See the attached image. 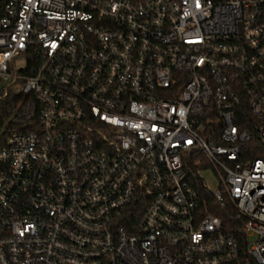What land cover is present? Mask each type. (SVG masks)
Returning a JSON list of instances; mask_svg holds the SVG:
<instances>
[{
	"label": "built area",
	"instance_id": "built-area-1",
	"mask_svg": "<svg viewBox=\"0 0 264 264\" xmlns=\"http://www.w3.org/2000/svg\"><path fill=\"white\" fill-rule=\"evenodd\" d=\"M0 81V264H264V0H0Z\"/></svg>",
	"mask_w": 264,
	"mask_h": 264
},
{
	"label": "trees",
	"instance_id": "trees-1",
	"mask_svg": "<svg viewBox=\"0 0 264 264\" xmlns=\"http://www.w3.org/2000/svg\"><path fill=\"white\" fill-rule=\"evenodd\" d=\"M201 202L204 203L203 209L208 210L210 212H213L215 214H218L222 217L223 220V229L224 230H230L232 232H236L237 224L232 220V214L234 213L232 209L227 208L226 210H219L216 205L214 204V201L212 197L206 193V192H201Z\"/></svg>",
	"mask_w": 264,
	"mask_h": 264
},
{
	"label": "rangeland",
	"instance_id": "rangeland-1",
	"mask_svg": "<svg viewBox=\"0 0 264 264\" xmlns=\"http://www.w3.org/2000/svg\"><path fill=\"white\" fill-rule=\"evenodd\" d=\"M26 56L22 55L15 59V64L17 68H24L26 66ZM6 84L0 81V95L5 91ZM204 181L208 188L211 190H216L218 188V180L213 176L211 170H206L202 173Z\"/></svg>",
	"mask_w": 264,
	"mask_h": 264
}]
</instances>
